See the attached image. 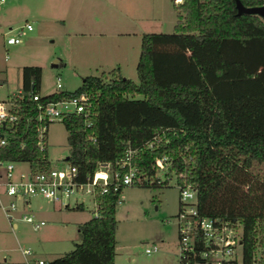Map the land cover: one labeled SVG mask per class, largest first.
Returning a JSON list of instances; mask_svg holds the SVG:
<instances>
[{"label":"trees","instance_id":"obj_1","mask_svg":"<svg viewBox=\"0 0 264 264\" xmlns=\"http://www.w3.org/2000/svg\"><path fill=\"white\" fill-rule=\"evenodd\" d=\"M172 7L171 32L141 34L137 82L113 68L83 76L72 90L41 94L40 66L23 65L10 97L16 119L0 125V160L27 162L31 171L48 168L46 144L36 143V103L88 92L87 116L59 119L66 160L79 178L97 161L123 156L129 144L140 147L133 161L147 179L136 185L163 186L153 160L166 155L170 169L193 185L199 215L240 224L242 261L250 264L256 240L264 255V22L254 13L237 14L234 0H175ZM116 197L112 190L99 197L100 214L77 224L72 249L29 264H125L114 261Z\"/></svg>","mask_w":264,"mask_h":264},{"label":"rangeland","instance_id":"obj_2","mask_svg":"<svg viewBox=\"0 0 264 264\" xmlns=\"http://www.w3.org/2000/svg\"><path fill=\"white\" fill-rule=\"evenodd\" d=\"M135 1L138 6L140 1ZM173 1L166 0L162 4L161 1L153 0V4L150 3L151 9L148 5L140 4L141 9L138 11L143 14H153L161 7L163 14L158 23L150 21L147 26H141L127 18L124 25L119 26L124 32L117 37L110 23L108 28H101L106 31V37L122 45L119 53L105 58L89 51L78 53L76 50L79 44L86 46L84 40L93 36L88 31L95 28L90 27L89 22L99 18L98 8L94 6L96 0H4L0 9V100L6 101L8 96L16 93L23 65L40 66L41 94L56 90V76L61 84L59 89L71 90L80 83L83 76L107 70L115 60L121 65L123 76L137 82L134 60L139 53L138 32H171L175 19ZM122 2V10L128 17L131 16L134 13L133 0ZM77 4L83 9L77 13L79 18L74 21L72 19L75 16L71 12L75 13L73 5ZM155 5L157 8H154ZM113 15L117 13L110 11V20ZM26 21L31 25V30L24 27ZM20 27L21 41L5 44L4 36L15 33ZM55 59L57 64L52 66ZM66 154V130L62 122L55 119L46 130V157L50 165L61 167ZM25 167V162L15 163V169ZM260 168L264 174V164ZM1 169L2 166L0 172ZM158 175L163 177L161 172ZM120 197L115 209L114 261L125 264H177L175 214L178 209V191L175 176L171 174L163 186H124ZM78 198L83 201L82 208L70 207L58 211L52 208L47 199L30 197L28 213L34 219H37L35 214L41 215L55 228L59 219L68 221L72 215L83 221L92 216V207L87 196L78 195ZM66 223L67 227L57 239L56 230L38 232L32 230L28 223L18 221L12 243L15 256L23 260L20 248H30L32 252L27 256L29 260L36 257L49 260L72 249L78 242V236L73 225ZM154 245L155 248H152ZM145 248L152 249L146 253Z\"/></svg>","mask_w":264,"mask_h":264},{"label":"built area","instance_id":"obj_3","mask_svg":"<svg viewBox=\"0 0 264 264\" xmlns=\"http://www.w3.org/2000/svg\"><path fill=\"white\" fill-rule=\"evenodd\" d=\"M4 0H0L1 4ZM24 27L29 30L31 25L25 22ZM20 29L15 33L4 36L5 44H15L21 41ZM55 87L59 89L61 84L56 76ZM38 94H31V99L37 100ZM92 95L80 91L69 97L60 98L46 103H36L35 120L36 143L39 149L46 144V130L48 124L60 119L66 113H80L87 116L91 110ZM11 102V101H10ZM4 113L0 116V125L10 124L15 121L16 115L10 110L11 105L0 101ZM93 141L94 137L91 136ZM158 138L152 137L145 145L152 147ZM4 143V137L0 136V144ZM140 147L132 148L127 144L123 156L113 161H97L91 171H87L83 178H79L76 167L63 157V166L49 165L43 170H30L29 167L15 172L16 161L0 160L3 168L2 192L0 195V209L9 221L21 220L29 223L36 230L44 224L42 219H34L31 213L25 211L29 206L30 197L39 196L61 207L75 206L83 201L78 195L88 197L92 215L98 216L99 197L108 190L117 192L116 203L121 200L120 191L124 186L136 185L139 182H147L146 177L137 173V167L133 161L139 153ZM156 166L155 181L161 182L175 176L178 191V209L176 220V257L177 264H244L241 251V226L238 222L227 221L220 218L201 216L197 213L195 205V189L191 182L183 177L180 172L177 175L170 169V159L166 155L155 156L153 160ZM161 172L163 177L158 175ZM180 179H177V177ZM150 181V180H149ZM25 207V208H24ZM155 248V245L152 247ZM151 248V249H152ZM145 248V252H150ZM261 246L255 241V251L251 255L250 264H264V255L261 254ZM23 254H31V249L24 248ZM29 261L41 263L43 260L35 258Z\"/></svg>","mask_w":264,"mask_h":264},{"label":"crops","instance_id":"obj_4","mask_svg":"<svg viewBox=\"0 0 264 264\" xmlns=\"http://www.w3.org/2000/svg\"><path fill=\"white\" fill-rule=\"evenodd\" d=\"M139 1H140V4L148 5V7L151 9V6H152L151 4H153V0H139ZM158 1H161L162 4L164 2H166V0H158ZM122 3H124V2H122V0H115V2H111L109 0H96V4H94V6H95V8H98L97 13L99 15V18L97 20H93L92 22H89V23H91V25H89V26L92 28L95 27L97 29L93 28L90 31H88L89 33L93 34V36L84 40L86 46H81L79 44L76 47V50L78 53H80L82 51H87V52L89 51V53H94L95 55L102 56L105 58L109 57L110 55H114V54L119 53V49L121 48L122 45L120 46L118 44L119 42H117V40H110L108 37H106V35L104 33L106 31H104V29H101V28H108L109 23L111 24V26L113 28V31H112L113 34H115V37H117L116 35H119L122 32H124V31H122V29H119V26H123L124 21L127 18H129V20H131L133 22H136L138 25L140 24L141 26H147L148 23H150V21H154L155 23H158L159 21H161L160 16H162V14H163V10L161 9V7L160 8L158 7V10L157 11L155 10L156 12L153 14H151V13L143 14L142 12L139 13V11H138V9L139 10L141 9V5L139 4L137 6L136 5L137 1L133 0L132 5H133V12L134 13L133 14L131 13L132 15L128 17L124 13V11L122 10V8H123ZM154 8H157V5H155ZM82 9L83 8L81 6H79L78 4L75 6L73 5V11H75V13L73 14V12H71V14L74 15L75 18L72 20L76 21L79 18L77 16V13L81 12ZM109 10L117 13L116 16L115 15L112 16L111 20L109 18V12H110ZM63 20L64 19H62V21ZM8 28H9V25H8ZM29 30H31V29H29ZM142 33H144V31L138 32L139 45H140V37H141ZM80 34H82V33H80ZM54 61L56 62L57 59H55ZM136 61H137V59L135 58L134 66L136 64ZM60 64H64V63H60ZM101 65H98V66L101 67ZM113 68H116L118 70V72L123 76L122 69H121L122 67L117 60L113 61L112 66L108 67L107 70H110ZM107 70L102 69L101 71H107ZM18 88H17V90H18ZM10 97L8 96L7 100L4 102L11 105ZM0 101H3V100H0ZM25 163L27 164V167H28V163L27 162H25ZM27 167L15 169V165H14V170H16L15 172H17L18 170L27 169ZM2 175H3V168L1 169V172H0V182L3 180ZM2 189H3L2 184H0V195H1ZM49 202L52 204V208L57 209L58 211H59V209H62V208L74 207V206L61 207L56 203H53L51 201H49ZM29 204H30V202H29ZM82 206H83V203L81 204V208H82ZM78 209H80V208H78ZM28 210H29V206L27 208H25V211L28 212ZM59 213H61V212H59ZM35 215H36L37 219L44 220V224L36 230L38 232L39 231L41 232L44 230H46V231L56 230V234H57L56 238L57 239L60 237V233L65 229V227H67L66 222L72 224L74 227V230L76 232H77V224L79 222H81V220L79 218H77L76 215H72L71 219H69L68 221H63L62 219H59V221L56 222V228H55L54 226L51 225V223L48 220L43 219L41 217V215H39V214H35ZM18 221H21V220H15V221L7 220L5 218L2 210L0 209V264H29L28 258H27L28 255L23 254V251H22L24 248L23 249L20 248V253L22 254L23 260H21V259L19 260V258L17 256H15L14 251H13V248H14V246L12 244L13 243V236H14L13 232L17 227ZM22 222L25 223V221H22ZM30 227H31V225H30ZM31 229H32V227H31ZM32 230H34V229H32ZM146 253H148V252H146ZM36 258H40V259L44 260L41 257H36ZM33 259H35V258H33Z\"/></svg>","mask_w":264,"mask_h":264},{"label":"water","instance_id":"obj_5","mask_svg":"<svg viewBox=\"0 0 264 264\" xmlns=\"http://www.w3.org/2000/svg\"><path fill=\"white\" fill-rule=\"evenodd\" d=\"M234 6L236 9V13H254L261 17L264 22V4L253 5V6H244L240 0H234ZM57 63L54 61L52 66H55ZM66 158V157H65Z\"/></svg>","mask_w":264,"mask_h":264},{"label":"clouds","instance_id":"obj_6","mask_svg":"<svg viewBox=\"0 0 264 264\" xmlns=\"http://www.w3.org/2000/svg\"><path fill=\"white\" fill-rule=\"evenodd\" d=\"M2 107H3V106H0V116H3V115H4V113H3V111H2Z\"/></svg>","mask_w":264,"mask_h":264}]
</instances>
